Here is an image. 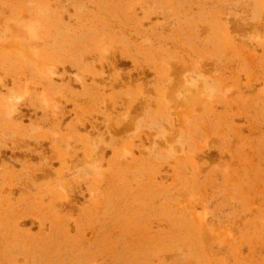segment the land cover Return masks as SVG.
Returning a JSON list of instances; mask_svg holds the SVG:
<instances>
[{
    "label": "rangeland",
    "instance_id": "374dc122",
    "mask_svg": "<svg viewBox=\"0 0 264 264\" xmlns=\"http://www.w3.org/2000/svg\"><path fill=\"white\" fill-rule=\"evenodd\" d=\"M0 264H264V0H0Z\"/></svg>",
    "mask_w": 264,
    "mask_h": 264
},
{
    "label": "bare ground",
    "instance_id": "6f19581e",
    "mask_svg": "<svg viewBox=\"0 0 264 264\" xmlns=\"http://www.w3.org/2000/svg\"><path fill=\"white\" fill-rule=\"evenodd\" d=\"M31 34V33H30ZM32 35V34H31ZM29 35V36H31ZM106 41V40H105ZM197 92V89L193 87L192 82H188L187 80H183V91L182 96L184 98L193 96ZM20 97V96H19ZM180 97V95L178 96ZM91 148V147H90ZM95 156V155H94ZM91 157V156H89ZM80 160V159H79ZM84 162V161H83ZM88 162V161H87ZM76 176V175H75ZM91 181V180H90ZM73 197V196H72ZM37 220V219H36Z\"/></svg>",
    "mask_w": 264,
    "mask_h": 264
}]
</instances>
